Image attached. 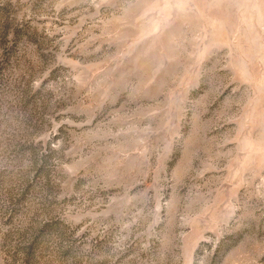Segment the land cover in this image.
I'll return each instance as SVG.
<instances>
[{
	"label": "rangeland",
	"instance_id": "1",
	"mask_svg": "<svg viewBox=\"0 0 264 264\" xmlns=\"http://www.w3.org/2000/svg\"><path fill=\"white\" fill-rule=\"evenodd\" d=\"M0 264H264V0H0Z\"/></svg>",
	"mask_w": 264,
	"mask_h": 264
}]
</instances>
